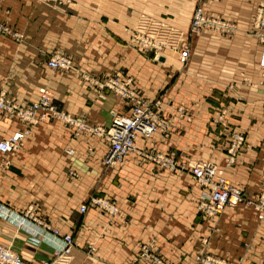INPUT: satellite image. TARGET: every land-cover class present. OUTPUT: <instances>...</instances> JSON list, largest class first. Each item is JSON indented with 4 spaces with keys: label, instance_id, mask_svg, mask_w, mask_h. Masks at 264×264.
I'll list each match as a JSON object with an SVG mask.
<instances>
[{
    "label": "crops",
    "instance_id": "crops-1",
    "mask_svg": "<svg viewBox=\"0 0 264 264\" xmlns=\"http://www.w3.org/2000/svg\"><path fill=\"white\" fill-rule=\"evenodd\" d=\"M262 2L203 0L208 14L235 26L219 35L190 33L194 0H3L0 21L23 38L16 42L0 35V89L21 106L48 91L60 110L107 127L111 112L129 115L131 103L109 89L101 98L98 86L82 74L101 81L132 77L140 97H162L158 112L172 123L166 135L138 137L137 146L172 156L187 168L212 162L218 176L253 200L264 183L263 44L254 31ZM131 30L164 49L154 54L129 44ZM186 42L191 50L183 64L175 48ZM56 53L69 56L73 67L50 68ZM226 127L247 136L233 166L225 162ZM24 128L0 112V140ZM109 150L104 138L76 135L49 118L31 127L20 150L0 151V244L21 254L26 264H151L142 256L151 243L168 264H197L198 254L264 264V222L253 208L241 203L225 208L211 223L198 208L205 189L189 170L170 171L135 152L108 168ZM92 197L110 200L120 212L111 217L90 206L82 213L80 207ZM47 225L72 234L76 246L70 254L55 258L62 238Z\"/></svg>",
    "mask_w": 264,
    "mask_h": 264
},
{
    "label": "built area",
    "instance_id": "built-area-1",
    "mask_svg": "<svg viewBox=\"0 0 264 264\" xmlns=\"http://www.w3.org/2000/svg\"><path fill=\"white\" fill-rule=\"evenodd\" d=\"M195 1L196 10L191 25V34H195L200 29L206 28L205 26L211 27L215 31H221L222 34L231 33L230 27L228 29H224V23H222L218 19L209 18V15L203 12L201 0ZM261 8L264 10V3L261 5ZM258 28L260 29V37H258L262 39L264 43L263 17L259 19ZM0 32L7 33L8 29L0 26ZM55 57L52 58V60L49 62L50 66H52L53 68H67L69 64L71 66V61L69 59L65 57ZM180 57L183 61H186L188 59L189 44L185 43L180 49ZM261 63L263 66L262 69L264 70V53ZM117 79L118 78L110 80L108 85L104 82H97L100 87L107 86L109 89H116L122 94V96L124 97H122L123 99L131 103V118H125L116 114L115 112H111L113 119L110 125L105 128L106 132H95L99 135L108 138L111 143L110 151L108 153L109 155L106 159V163L110 166L121 162L127 153L134 150V142L138 134L149 137V135L154 133L152 132L156 129L154 116L155 114H157V108L160 107L159 101L155 100L152 103L147 102L145 99L138 96L137 93L131 91L127 82H120L119 80L122 79ZM32 105V107H19L12 101L7 99L4 92L0 91V110L8 114L15 115L27 123H37L40 120H44L48 116H52L63 120L70 127H88V125L83 120L73 118L70 115L59 111L53 104V99L48 92H42L39 100L33 103ZM78 133L79 132H75L76 135ZM162 133L166 135L168 132ZM26 134H28V131L15 132L9 138L0 141V150L3 153H12L15 150L19 149L23 145V140ZM224 138L227 142L226 160L229 163H235L240 153V150L247 145V136L246 134H244V132H236L235 130H231L226 127V129L224 130ZM152 155L156 156L157 152H154V154ZM165 158L167 159V162L172 163V166L167 167L170 169H175L176 163H178L175 158L173 159L172 156L169 155ZM153 159L157 161L155 162L156 164L162 167L166 166L162 163V159L158 158L157 160L156 157H154ZM181 168L185 169L182 166ZM191 173L197 181H199L201 184H203L204 187L208 188L209 190L206 193L202 194L200 198L202 202L199 208L200 211L205 215V217L209 219H216L219 217V213L224 208L232 206L237 202L245 201V203L248 205L253 204V207L259 213L258 218L260 220H264V185L260 194L258 195L259 200L257 202L250 200L248 198L249 195H247V193L244 194L238 189L235 190V188L231 187V185L228 184L227 181L222 177H219L217 181L213 182L215 175H217V170L216 167L210 162H202L198 163V165L196 166H192ZM211 184H214L215 190L210 192ZM102 203L114 209V207H112L109 202L105 201L104 198L92 197L88 201V203L84 204L80 208V211L82 213H85L91 205L101 206L105 209H108L105 205H102ZM26 216H29V218H31L32 211H28L26 213ZM45 228L50 231L53 236L62 238V246L55 249V258H58L65 254H70L72 252V249L76 246V242L72 234H66L62 236L61 234H59L58 230L51 229V227L48 225L45 226ZM152 247V243L145 245L142 248V256L147 261H150L151 264H168V262L159 253L155 252ZM89 250L91 252L95 251L94 244H90ZM202 256L211 259V257L208 255ZM224 262L229 263L227 261ZM0 264H26V262L22 258L21 254L15 252L10 247H5L3 244H0ZM42 264H53V261L45 260L42 262Z\"/></svg>",
    "mask_w": 264,
    "mask_h": 264
},
{
    "label": "bare ground",
    "instance_id": "bare-ground-1",
    "mask_svg": "<svg viewBox=\"0 0 264 264\" xmlns=\"http://www.w3.org/2000/svg\"><path fill=\"white\" fill-rule=\"evenodd\" d=\"M3 0H0V5H1V2H2ZM202 1L203 0H201V5H202ZM194 2L196 3V1L194 0ZM263 4V3H262ZM261 4V5H262ZM261 5H260V8H259V10H258V12H257V25H256V28L254 29V31L257 33V35L259 36V34H260V29L258 28V23H259V19L260 18H264V10L261 8ZM203 7V6H202ZM203 9V12L204 13H206L207 15H209V18H212V19H218V20H220L222 23H224V21L225 20H223V19H221V18H219V17H217V16H212V15H210V14H208L205 10H204V8H202ZM195 10H196V4H195V8H194V10H193V14H192V17H191V21H190V31H191V25H192V21H193V18H194V15H195ZM222 25V24H221ZM0 26L1 27H3V28H7L8 29V32L7 33H2V32H0V35H2V36H10V37H12L16 42H20L21 40H22V38H23V35H22V33L21 32H19V31H17V30H14L9 24H6V23H4V22H2V21H0ZM206 28H202V29H200L199 31H201V30H214L213 28H211V27H208V26H205ZM223 27L225 28V23L223 24ZM222 29V28H221ZM198 31V32H199ZM197 33V32H196ZM17 35V36H16ZM260 37V36H259ZM262 40V39H261ZM128 42H129V44H131V45H135L136 47H139V48H142V49H144V50H146V51H151V52H154L155 54H158L161 50H163V48L165 47L163 44H161L160 42H158V41H156V40H154L153 38H150V37H148L147 35H145L144 33H142V32H139V31H135V30H131L130 32H129V40H128ZM187 43V42H186ZM185 43H182L181 44V47H180V49L183 47V45H184ZM187 44H189V43H187ZM262 50H261V53H260V58H259V65H260V67L261 68H263V66H262V57H263V53H264V43H263V41H262ZM154 50V51H153ZM55 56H57V57H65V58H67V59H69L70 61H71V66H70V64H69V68L67 67H65V68H62V67H59V68H53L52 66H50V64H49V62L52 60V58H54ZM179 56H180V50H179ZM57 57H55V58H57ZM189 57H190V47H189ZM188 57V58H189ZM180 59H181V57H180ZM188 60V59H187ZM186 60V61H187ZM181 61L182 62H186V61H183L182 59H181ZM48 66L50 67V68H52V69H54V70H58V69H62V70H69V69H71L72 67H73V61H72V59L69 57V56H67V55H65V54H62V53H56V54H54V55H52L50 58H49V60H48ZM83 77H84V79L85 80H87V81H89V82H91L92 84H94V85H96V86H98V88L100 89V97L101 98H105V94H104V92H103V90L104 89H109L107 86H104V87H100L99 86V84L97 83V82H99V83H101V82H104L105 84H107L108 85V83H109V81L110 80H114L115 78H118L117 80H119V79H122V80H119L120 82H127L128 83V85H129V89L131 90V91H134L135 93H137L134 89H133V87H132V82H133V78L132 77H128V78H119V77H115V76H109L108 78H106L105 80H98V79H96L95 77H93L92 75H90L89 73H87V72H84L83 74ZM113 89V90H112ZM112 89H109V90H111V91H113V92H115L116 94H118V95H120L121 97H123L122 96V94L119 92V91H117L116 89H114V88H112ZM0 91H2V92H4L5 93V96H6V98L7 99H9L10 101H12L11 100V98H9L8 96H7V94H6V92L3 90V89H0ZM45 92H48V91H45ZM49 94H50V96L52 97V99H53V104L56 106V104H55V102H54V96H53V94H51L50 92H48ZM138 95V94H137ZM40 96H41V94H40ZM40 96H39V98H40ZM139 96V95H138ZM39 98L37 99V100H35V101H33L30 105H28V106H21V105H19L18 103H16V102H14V101H12L14 104H16L17 106H19V107H32L33 105V103H35V102H37L38 100H39ZM124 98V97H123ZM141 98H143V97H141ZM143 99H145V98H143ZM146 100V99H145ZM155 100H157V101H159V105L161 106V104H162V97L160 96V97H157V98H155V99H153V100H146L147 102H149V103H152L153 101H155ZM56 108L59 110V111H61V112H63V113H65V114H67V115H70V114H68L67 112H65V111H62V110H60L57 106H56ZM160 107H158L157 108V114L160 116V114H159V112H158V109H159ZM226 111V110H225ZM0 112H2V113H4L5 115H7V116H12V117H15L16 119H18V120H20L22 123H24L25 124V128L23 129V130H18V131H15V132H24V131H28V134L30 133V130H31V127L32 126H34V125H37V124H39V123H41V122H43V121H45V120H48L49 118H54V119H58V118H56V117H52V116H48L47 118H45L44 120H40L39 122H37V123H27V122H25V121H23L22 119H20L19 117H17V116H15V115H11V114H8V113H6V112H4V111H2V110H0ZM178 112H179V116L180 117H183L184 115L182 114L183 113V110H182V108L180 107L179 109H178ZM224 112H222V114H223ZM116 114H118V115H120V116H123V117H125V118H131V116H132V111L130 112V114L129 115H123V114H120V113H116ZM157 114H155V116H154V120H155V123H156V129L154 130V131H152V132H154V133H156V132H169V130H170V128H171V126H172V123H171V121L170 120H167V119H165V118H163V117H159ZM71 117H73V118H76V119H81V120H83L87 125H88V127L86 126L85 128H75V127H72L73 128V132L75 133H77V132H93V134H95L96 136H98V137H101V138H104L105 140H107L109 143H110V141L108 140V138H106L105 136H102V135H99V134H97V133H95V132H106V130H105V128H107V127H102V126H95V125H91V124H89L87 121H86V119L84 118V117H75V116H72V115H70ZM112 119H113V117H112ZM58 120H60V119H58ZM61 122H63V123H65L66 125H68L66 122H64L63 120H60ZM112 122V121H111ZM14 132V133H15ZM236 132H238V131H236ZM14 133H12L10 136H12ZM154 133H152L151 135H149V137H146V136H144V135H141V134H138L137 136H136V139H135V142H134V150H132V151H130L129 153H127L126 154V156L128 155V154H130V153H132V152H135V153H137L138 155H140V156H142L143 158H145V159H147V160H149V161H152V162H157V161H155L153 158L154 157H156V159L158 160V158L159 159H162L161 161H162V163L164 164V165H166L165 167H162V166H160L161 168H165V169H167V170H170V171H175V170H181V171H186V170H189V172L191 173V167L192 166H196V165H198V163H202V162H209V161H200V162H194V163H192L191 164V166L189 167V168H187V166H185V165H181V164H179V163H176V167H175V169H170V168H168L167 166H172V163L170 162H167V159L165 158V157H167L168 155H166V154H163V153H161V152H157V155L156 156H154V155H152V154H154V152L153 151H148V150H144V149H141V148H139L138 146H137V138L138 137H144V138H150ZM28 134H26V136L28 135ZM79 134V133H78ZM244 134H246L245 132H244ZM10 136H8V137H6V138H3V139H1L0 141H2V140H4V139H7V138H9ZM26 136H25V138H26ZM25 138H24V140H25ZM24 140H23V145L19 148V149H17V150H15L14 152H16V151H18V150H20L23 146H24ZM111 144V143H110ZM111 146V145H110ZM243 149V148H242ZM241 149V150H242ZM240 150V151H241ZM1 151V150H0ZM110 151V150H109ZM14 152H12V153H14ZM69 152L70 153H73V151L72 150H69ZM12 153H8V154H12ZM109 153V152H108ZM108 155L109 154H107L106 155V157L104 158V164L106 165V167H108V168H112V167H115V166H117L118 164H120V163H122L123 161H124V159L126 158V156L124 157V159L121 161V162H119V163H117V164H114V165H112V166H110V165H108L107 163H106V159H107V157H108ZM110 155H111V153H110ZM173 158V157H172ZM174 159V158H173ZM226 159V158H225ZM237 161V160H236ZM211 164H213L215 167H216V170H217V166L214 164V163H212V162H210ZM236 163V162H235ZM235 163H229V162H227V160H226V164L228 165V166H233ZM158 165V164H157ZM162 165V164H161ZM181 166L182 167H184L185 169H183V168H181ZM73 175H76L75 173H72ZM192 174V173H191ZM193 176V175H192ZM194 177V176H193ZM219 177H217L216 175H215V177H214V179H213V182H215V181H217V179H218ZM195 179V178H194ZM224 179V178H223ZM226 180V179H225ZM195 181L202 187V188H204L205 189V191H204V193H206L207 191H209L208 190V188H206V187H204L203 186V184H201L199 181H197L196 179H195ZM227 181V180H226ZM228 184H230L229 182H227ZM231 185V187H233V188H235V190L236 189H238V190H240V191H242L240 188H238V187H236V186H234V185H232V184H230ZM263 185H264V183H263ZM263 188V187H262ZM213 190H215V188H214V184H211L210 185V192L211 191H213ZM243 192V191H242ZM261 192V191H260ZM203 193V194H204ZM260 194V193H259ZM258 194V195H259ZM257 195V197L255 198V199H253L252 201H257L258 202V200H259V196ZM104 200L105 201H107V202H109V204L112 206V207H114V209L113 208H110V207H108L107 205H105V204H103L102 203V205H105L108 209H105V208H103V207H101V206H95V205H91V207H95V208H99V209H101V210H103V211H105V212H107L111 217H113V216H115V215H117L119 212H120V208L116 205V204H114L113 202H111L110 200H108V199H106V198H104ZM251 200V199H250ZM201 200H200V202H199V204H198V208L201 206ZM88 203V202H87ZM244 204V205H246V206H248V207H251V208H253L255 211H256V213H257V218H258V211L253 207L254 205L252 204V205H248V204H246L245 203V201H243V202H237L236 204H234V205H232V206H228V207H226V208H234V207H236L238 204ZM84 205V204H83ZM82 205V206H83ZM81 206V207H82ZM80 207V208H81ZM225 209V208H224ZM223 209V210H224ZM199 210H200V208H199ZM222 210V211H223ZM222 211L219 213V217H220V214L222 213ZM219 217L218 218H216V219H209V218H207L211 223H217V221H218V219H219ZM258 220L260 221V222H264V220H260L259 218H258ZM51 229H55V230H58V229H56V228H51ZM59 231V230H58ZM59 234H61L60 233V231H59ZM62 235V234H61ZM64 235H66V234H64ZM63 236V235H62ZM91 244H94V246H95V243L93 242V243H91ZM5 247H7V246H5ZM75 248V247H74ZM73 248V249H74ZM73 249H72V251H73ZM95 250H96V246H95ZM206 255H208V256H210L211 257V259L210 258H205V257H203L202 255H200V254H198L197 256H196V261H197V264H236V263H233V262H229V263H226V262H224L225 260H223V259H220V258H218V257H216V256H214V255H211V254H206ZM149 263H151L150 261H148ZM74 264H83V263H74ZM86 264V263H85Z\"/></svg>",
    "mask_w": 264,
    "mask_h": 264
},
{
    "label": "rangeland",
    "instance_id": "rangeland-1",
    "mask_svg": "<svg viewBox=\"0 0 264 264\" xmlns=\"http://www.w3.org/2000/svg\"><path fill=\"white\" fill-rule=\"evenodd\" d=\"M203 2V1H202ZM262 3H264V2H262ZM261 5V4H260ZM202 6H203V4H202ZM259 8H260V6L258 7V10H259ZM193 14V13H192ZM211 15V14H210ZM213 16V15H212ZM218 17V16H217ZM220 18V17H219ZM224 23H225V28L224 29H228L229 27H230V31H231V33L235 30V26L233 25V24H228L226 21H224ZM256 25H257V20H256V23L254 24V29L256 28ZM209 31H212V32H215V33H217V34H219V35H221L222 33H221V31H218V30H209ZM190 33H191V31H190ZM187 43H189V47H190V50H191V43L190 42H187ZM180 47H181V45H178L177 46V48H175L176 50H178V52H179V50H180ZM164 49V48H163ZM162 51V50H161ZM149 52V51H148ZM151 52V51H150ZM154 53V52H153ZM155 54V53H154ZM180 57V56H179ZM181 60V59H180ZM188 60H189V58H188ZM188 60L186 61V62H182L183 64H186L187 62H188ZM225 158H226V156H225ZM237 160V159H236ZM225 162H226V159H225ZM217 177H222V178H224L223 176H218V175H216ZM225 179V178H224ZM203 193H204V191H203Z\"/></svg>",
    "mask_w": 264,
    "mask_h": 264
}]
</instances>
